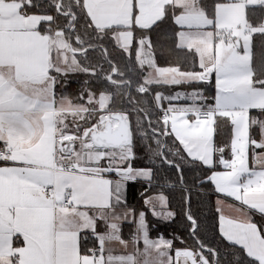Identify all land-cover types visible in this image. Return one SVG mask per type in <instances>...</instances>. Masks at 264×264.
Instances as JSON below:
<instances>
[{
  "label": "snow or ice",
  "instance_id": "6c2138e0",
  "mask_svg": "<svg viewBox=\"0 0 264 264\" xmlns=\"http://www.w3.org/2000/svg\"><path fill=\"white\" fill-rule=\"evenodd\" d=\"M0 264H264V0H0Z\"/></svg>",
  "mask_w": 264,
  "mask_h": 264
},
{
  "label": "trees",
  "instance_id": "16d2710c",
  "mask_svg": "<svg viewBox=\"0 0 264 264\" xmlns=\"http://www.w3.org/2000/svg\"><path fill=\"white\" fill-rule=\"evenodd\" d=\"M78 87L77 84H73V88ZM186 178L190 181L193 173L192 172H186L185 173ZM174 178V177H173ZM139 191H140V186L137 185L135 189L131 190V201L132 203H136V201L139 199ZM214 204H215V196H212L211 201L207 203L206 206L202 208V216L207 217L206 223L212 227L213 229L216 226V219H215V213H214ZM142 206V204H141ZM172 207L175 209H179V204H178V197L172 201ZM194 210L196 205L194 204ZM151 218V217H150ZM186 223L183 221V219H178L175 224L172 225H160V231L164 232L165 235H168L171 232H176L181 236L187 237V231H186ZM193 241L189 240V244L191 245Z\"/></svg>",
  "mask_w": 264,
  "mask_h": 264
}]
</instances>
